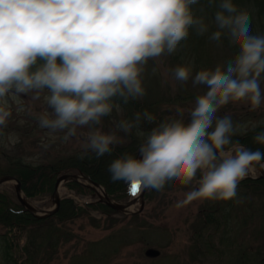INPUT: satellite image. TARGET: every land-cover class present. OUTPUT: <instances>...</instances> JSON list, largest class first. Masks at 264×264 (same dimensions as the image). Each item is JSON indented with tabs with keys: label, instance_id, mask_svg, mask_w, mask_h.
Instances as JSON below:
<instances>
[{
	"label": "clouds",
	"instance_id": "obj_1",
	"mask_svg": "<svg viewBox=\"0 0 264 264\" xmlns=\"http://www.w3.org/2000/svg\"><path fill=\"white\" fill-rule=\"evenodd\" d=\"M192 33L216 47L227 40L237 49L199 70L194 58L181 55L168 70L180 86L191 80L202 90L194 106L177 107L159 121L147 109L136 111L105 131L104 118L146 96L149 61L181 53ZM262 84L264 34L253 32L250 12L234 0H0V99L43 97L47 107L36 116L38 126L63 133L64 141L82 130V156L111 155L124 142L119 133L135 130L140 158L124 152L113 159L111 180L156 191L169 181H195L177 207L198 199H236L240 181L257 166L264 168V152L233 140L241 126L231 115H219L240 101L259 109ZM10 115L0 106V126ZM253 142L264 146V131Z\"/></svg>",
	"mask_w": 264,
	"mask_h": 264
},
{
	"label": "rangeland",
	"instance_id": "obj_2",
	"mask_svg": "<svg viewBox=\"0 0 264 264\" xmlns=\"http://www.w3.org/2000/svg\"><path fill=\"white\" fill-rule=\"evenodd\" d=\"M211 52L212 61L209 64L202 63V67H214L233 56L229 52L221 51V47H214ZM179 57L178 54L162 57L159 63L149 61L144 73L146 100L166 99L177 92H189L194 94V98L200 94L202 90L198 87L194 88L191 80L182 87L172 79L168 70L179 63ZM153 67L157 69L155 73L152 72ZM194 98L186 100L181 107L185 109L193 107ZM163 104L165 105L163 110L169 108L167 104ZM0 106L11 113L6 125L0 126L2 163L7 157L15 155L32 163L47 161L52 153L68 154L81 148L82 142L77 141L76 138L64 141L60 135L63 133L53 134L38 126L36 116L47 107L43 97L33 101L30 95L9 94L0 99ZM219 113L232 116L233 121L241 126L238 133L264 124V103L256 111H251L246 101L229 103ZM121 115L122 113H118V118ZM80 131L82 130H78L77 136ZM259 175L256 169L249 176ZM4 187L14 190V183H5ZM190 190L176 189L160 193L154 201L143 202L142 212L133 214L116 212L107 216L97 209L86 206L85 211L78 218L65 223V227L73 235L71 240L60 243L48 260L44 255V262L41 258L43 251L33 264H260L257 253L264 254V235L260 226V199L252 194L242 199L237 189V198L231 202L233 207H227L228 211L225 213L227 222L219 223L218 228L210 226L195 233L197 212L205 200L198 199L182 207L176 206ZM60 196L70 197L82 206L98 200L95 192L79 194L65 185L60 188ZM133 197L132 194L122 201ZM237 199H242L243 202L237 203ZM134 201L136 204L131 210L137 211L141 203L138 199ZM39 202L46 203L43 208L53 207V197L50 195L31 203L37 206ZM244 202L248 203L247 210L243 208ZM113 220H116L114 225H112ZM220 220L223 219L220 217ZM146 247L160 249L161 256L156 259L146 258L143 254ZM48 251L52 249L49 247ZM19 263L4 257L0 242V264Z\"/></svg>",
	"mask_w": 264,
	"mask_h": 264
},
{
	"label": "trees",
	"instance_id": "obj_3",
	"mask_svg": "<svg viewBox=\"0 0 264 264\" xmlns=\"http://www.w3.org/2000/svg\"><path fill=\"white\" fill-rule=\"evenodd\" d=\"M241 8H246L252 16V30L254 33L264 34V0H234ZM216 45L209 42L207 36L199 37L194 33L190 34L187 41V48L178 53L179 56L187 55L189 58L195 59L196 70L202 67V63L209 64L212 61V52ZM221 51L229 52L234 55L237 49L229 45L227 40H224ZM180 62V57L179 60ZM194 98V94L177 92L173 96H168L161 100H146L143 98L140 101L130 102L124 106L122 115L118 118V113L113 112L112 117H106L103 121L105 131L113 127L112 121L122 118H131L136 111H143L147 109L152 112L157 121L164 119L166 116L175 114V109L184 105L185 101ZM167 104L170 109H162ZM157 106V107H156ZM174 107V108H172ZM183 107V106H182ZM116 114V116L114 115ZM219 115L222 116L221 113ZM225 115V114H223ZM151 125L144 124L143 129L146 131L150 129ZM264 131V124L255 127L254 130L249 129L243 133H239L233 137V140H238L245 147L256 150L260 149L264 152V146L253 143V137L257 132ZM246 133V134H244ZM62 137L63 135L60 134ZM124 142L116 146L111 155H105L99 159L95 157L94 153H89L82 156V147L68 154L52 153L47 161L27 162L23 157L13 156L7 157L5 162L0 161V175L10 174L19 180L24 194L31 200L41 199L44 196L51 195L54 189L56 177L60 172L71 171L80 172L90 180L102 184L107 194L117 200L122 201L126 198L131 186L124 182H113L108 172V165L124 152L137 153V148L140 139L135 135V130L132 135L124 136ZM77 141H81V136H75ZM83 139V138H82ZM55 142V141H53ZM53 142L51 145H53ZM199 176V173L197 174ZM195 181L191 184L185 185L180 181H169L165 184L162 190H145V202L149 203L160 195V193L173 191L176 189L190 190L195 187ZM66 185L76 191L77 193H91L84 185L77 182H67ZM240 197L246 198L252 194L260 199L261 202V233L264 235V179H243L240 181L238 188ZM229 201H214L205 200L200 205L197 212L196 230L199 233L207 227L214 226L218 228L219 223L227 222L226 211L227 207H233ZM246 201V200H245ZM46 203H38L37 206L44 207ZM89 208L97 209L107 216H111L114 211L109 207L100 203H88ZM85 206V207H86ZM85 207L77 205L72 198H64L61 200L58 210L46 217H36L28 212L18 202L13 190L0 186V242L3 246V254L7 259L19 264H33L34 261L41 256L43 252L46 255V260L55 252L60 243L67 242L73 237L70 230L65 227L66 222H72L78 218L84 211ZM243 208L248 209V205L243 203ZM255 213V212H254ZM221 219L223 220H220ZM248 219V218H245ZM116 220L112 221L114 225ZM201 230V231H200ZM52 251H48V248ZM260 253V252H259ZM257 258L260 264H264V254L258 255Z\"/></svg>",
	"mask_w": 264,
	"mask_h": 264
},
{
	"label": "water",
	"instance_id": "obj_4",
	"mask_svg": "<svg viewBox=\"0 0 264 264\" xmlns=\"http://www.w3.org/2000/svg\"><path fill=\"white\" fill-rule=\"evenodd\" d=\"M137 158L138 159L140 158L139 153L137 154ZM257 167L261 170V168L259 166H257ZM78 177H80V176L77 174H62L57 178L56 183H55L54 192H53L55 206L52 209H48V210L39 209V208L33 206L29 201H27V199H25L22 196V190H21V185H20L19 181L17 179H15L13 176H11V175L1 176L0 177V184L4 183V182L14 181L15 182V186H14L15 193H16L17 198L19 199L20 203L29 212H31L33 215L41 217V216L50 215L58 209V207L60 205V197H59L57 190H58V187H59V184L61 183V181H67V180L78 181ZM262 177H264L263 171H262ZM81 178H84L87 180L86 177L82 176ZM92 184L93 185L92 186L89 185V187L93 188V189H94L93 186H100L99 184H97L95 182H92ZM104 194H105V198L100 197V201L104 202L106 205L110 206L111 208H113L115 210L122 211V212H128L127 208L131 205L132 201L127 202V203H118V202H114L113 200H111L106 193H104ZM142 196H143V194H142ZM159 254H160V251L155 249V248H148L145 250V255L148 257H157Z\"/></svg>",
	"mask_w": 264,
	"mask_h": 264
},
{
	"label": "bare ground",
	"instance_id": "obj_5",
	"mask_svg": "<svg viewBox=\"0 0 264 264\" xmlns=\"http://www.w3.org/2000/svg\"><path fill=\"white\" fill-rule=\"evenodd\" d=\"M257 170H258V172L260 173V174H262V171H263V173H264V168H261V170L257 167L256 168ZM140 191H141V188H137V190H136V194H135V196H138L139 195V193H140ZM97 193L99 194V196H101L102 198H104L105 197V194H104V190L102 189V188H100V187H97ZM245 202H247V201H245ZM244 202V203H245ZM248 203H245V205H247ZM132 207L133 206H131V208L130 209H132Z\"/></svg>",
	"mask_w": 264,
	"mask_h": 264
},
{
	"label": "snow or ice",
	"instance_id": "obj_6",
	"mask_svg": "<svg viewBox=\"0 0 264 264\" xmlns=\"http://www.w3.org/2000/svg\"><path fill=\"white\" fill-rule=\"evenodd\" d=\"M137 188H138V186H135V185H134V186H132V189H133V191H132V194H133V195H135V194H136V191H135V190H136Z\"/></svg>",
	"mask_w": 264,
	"mask_h": 264
}]
</instances>
